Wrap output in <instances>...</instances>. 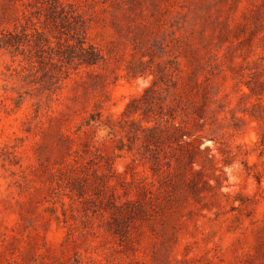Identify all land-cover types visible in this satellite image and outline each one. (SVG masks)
I'll use <instances>...</instances> for the list:
<instances>
[{
  "label": "rangeland",
  "instance_id": "rangeland-1",
  "mask_svg": "<svg viewBox=\"0 0 264 264\" xmlns=\"http://www.w3.org/2000/svg\"><path fill=\"white\" fill-rule=\"evenodd\" d=\"M0 264H264V0H0Z\"/></svg>",
  "mask_w": 264,
  "mask_h": 264
},
{
  "label": "trees",
  "instance_id": "trees-1",
  "mask_svg": "<svg viewBox=\"0 0 264 264\" xmlns=\"http://www.w3.org/2000/svg\"><path fill=\"white\" fill-rule=\"evenodd\" d=\"M123 113H124V114H126L127 112H126V111H124ZM180 138H181V137H180Z\"/></svg>",
  "mask_w": 264,
  "mask_h": 264
}]
</instances>
